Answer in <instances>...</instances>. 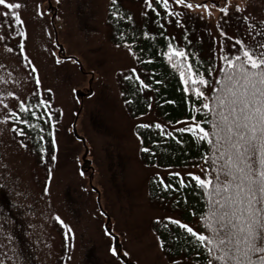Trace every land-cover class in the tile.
<instances>
[{
  "label": "rangeland",
  "instance_id": "rangeland-1",
  "mask_svg": "<svg viewBox=\"0 0 264 264\" xmlns=\"http://www.w3.org/2000/svg\"><path fill=\"white\" fill-rule=\"evenodd\" d=\"M7 2L22 5L23 23L0 5V264H169L153 226L173 214L151 200L149 181L197 169L143 163L135 128L159 119L154 112L133 118L124 102L122 78L137 63L110 39L109 0ZM186 2L212 12L174 3L195 20L193 34L201 55L214 59L215 75L225 55L247 47L261 56L264 0ZM129 4L135 15L144 8ZM37 93L60 117L57 149L45 162L9 120Z\"/></svg>",
  "mask_w": 264,
  "mask_h": 264
},
{
  "label": "trees",
  "instance_id": "trees-1",
  "mask_svg": "<svg viewBox=\"0 0 264 264\" xmlns=\"http://www.w3.org/2000/svg\"><path fill=\"white\" fill-rule=\"evenodd\" d=\"M173 2L168 0V7L165 8L162 0H152L151 6L147 0H115V2L109 0L107 23L111 31L110 39L114 45L130 49L136 59V68L123 76L121 88L131 117L139 118L154 112L159 119L145 123L150 125L147 128L140 127L143 124L135 128L140 140V155L143 163L162 169H197L196 172L191 173L213 181L208 188H202L191 180L188 173L180 174L188 184L184 187L180 184V177L173 175L177 172L163 177L156 175L150 179L151 200L163 210L173 214L156 221L153 226L163 254L169 264H209L210 260L212 264H225L224 261L215 259L217 255L223 254L219 249L198 241L185 229L172 224L169 218L179 219L198 233L212 238L213 228L217 230L221 228L223 212L236 211L235 207H230L232 201L228 199L234 196L235 188L227 191L221 188L217 191L216 169L220 161L213 164V145L193 137L190 132L181 133L178 130L187 127L182 122L189 121L195 116L215 143V129L212 123L217 121L216 113L220 111L217 97L230 100L233 90L237 94L241 92L236 82L242 83V81L239 68H234L224 59L217 75L214 74V59L210 60L201 55V42L195 39L193 34L195 20L187 22L189 20L186 19L187 13L177 8L174 5L176 2ZM129 3H142L144 8L141 13L135 15ZM172 29L175 31L174 34L171 33ZM169 44L187 53L186 59L174 56L173 63L185 65L191 63L193 69L207 79L206 87L204 85L197 87L209 97L208 101L197 99L191 88L187 92L184 90L185 82L181 79L180 72L172 66L166 55ZM237 55L243 58V54L236 53L228 56L229 60L234 61ZM239 63L240 61H236L237 65ZM248 70L251 71L250 66ZM230 74L231 80H229ZM145 84L148 85L147 88L144 87ZM205 102L210 104L212 111L202 107ZM13 113L10 114L9 120L14 129H23L25 132L22 136L16 131L21 143L26 145L40 162H45L53 156L57 149L56 134L60 117L52 102L37 93L29 97L26 103L20 105ZM157 124L161 125L162 129L156 127ZM144 148L149 151H143ZM228 179L223 175L220 176L222 182ZM166 184L171 187L166 189L164 187ZM216 201L224 204L225 209H221ZM210 247L213 248L211 254L208 251ZM252 259L259 264L257 255H253ZM228 264H236V262L229 259Z\"/></svg>",
  "mask_w": 264,
  "mask_h": 264
},
{
  "label": "snow or ice",
  "instance_id": "snow-or-ice-1",
  "mask_svg": "<svg viewBox=\"0 0 264 264\" xmlns=\"http://www.w3.org/2000/svg\"><path fill=\"white\" fill-rule=\"evenodd\" d=\"M147 2L151 6L152 0H147ZM162 2L164 7L167 8L168 0H162ZM175 2L184 5L188 9L201 8L207 11L209 16L212 15L209 5L206 3L193 5L187 3L186 0H175ZM0 5L6 10H12L16 20L23 23L17 11L22 7L20 3L0 0ZM219 10L224 16H228V6L221 7ZM237 10L240 9L237 8ZM171 14L180 15L179 13ZM4 15L7 16L8 12L6 11ZM220 35L227 37L222 29ZM241 43L242 41H236L237 45ZM20 47L23 48L24 46L20 45ZM262 49H264V46H262ZM166 55L172 66L180 72L181 79L185 82L184 90L187 92L191 88L197 99L202 98L204 101H208L209 97L205 96L204 92L197 87V85L206 87L208 84L207 79L203 75H199L193 69L191 63L186 65L173 63L174 56L186 59L187 53L177 50L169 44ZM223 59L228 61L234 68H239L242 83L240 81L236 82L241 92L237 94L233 90L230 100L217 97L220 111L216 113L217 121L212 123L213 129H215V143L210 138L209 132L205 131L195 116L191 117L189 121L182 122L187 127L180 128L178 131L181 133L190 132L193 137L213 145V164L220 161L219 167L216 169L217 191L221 188L226 191L235 188L234 196L228 197V199L232 201L230 207H235L236 211L230 213L225 210L223 212L221 228L220 230L213 228L212 238L198 233L179 219H169L172 224L185 229L198 241L211 244L219 249L223 254L217 255L216 260L224 261L225 264H228L229 259L235 261L236 264H257V261L252 259L253 255H257L259 264H264V51H262L261 56H256L246 47L243 58L237 55L233 61L229 60L228 55H225ZM236 61H240L239 65L236 64ZM56 62L59 63L60 61L57 60ZM248 66H250L251 71L248 70ZM32 70L33 72L36 71L35 68ZM127 78L131 79V77ZM231 79L232 75L230 74L229 80ZM36 82L37 84L40 83L39 77L36 78ZM141 83L143 84V81ZM144 87L147 88L148 85L145 84ZM44 103H47V101H44ZM202 107L212 111L210 104L207 102L203 103ZM193 110L199 111V109ZM13 116H15V113H13ZM23 122L27 123V121ZM149 126L147 124L140 125L142 128ZM156 127L162 129L159 124ZM13 130L18 131L22 136L25 135L23 129ZM142 150L149 151L147 148ZM52 158L55 159V157ZM201 171H204V169H201ZM173 175L180 177L178 172L173 173ZM221 175L229 179L222 182L220 180ZM188 176L202 188H208L213 183L211 179H203L201 175L191 172L188 173ZM180 184L184 187L188 186L183 177H180ZM164 187L168 189L171 186L166 184ZM215 203L220 204L221 209H225V205L221 204L220 201ZM213 215H215V212ZM230 216L233 218L229 219ZM55 219L65 228L68 227L59 216ZM68 231L71 232V229L69 228ZM109 235L112 234L109 233ZM161 246L163 245L161 244ZM110 251L114 257L117 256L116 247H112ZM208 251L211 254L213 248L210 247ZM209 264H212L211 260Z\"/></svg>",
  "mask_w": 264,
  "mask_h": 264
}]
</instances>
